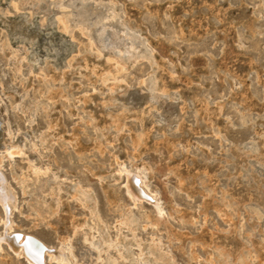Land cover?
<instances>
[{
    "label": "rangeland",
    "instance_id": "374dc122",
    "mask_svg": "<svg viewBox=\"0 0 264 264\" xmlns=\"http://www.w3.org/2000/svg\"><path fill=\"white\" fill-rule=\"evenodd\" d=\"M0 111L32 146L1 164L13 229L83 264H264V0H0Z\"/></svg>",
    "mask_w": 264,
    "mask_h": 264
},
{
    "label": "bare ground",
    "instance_id": "6f19581e",
    "mask_svg": "<svg viewBox=\"0 0 264 264\" xmlns=\"http://www.w3.org/2000/svg\"><path fill=\"white\" fill-rule=\"evenodd\" d=\"M9 125L10 124L8 120L3 118L0 114V207L3 212L2 213L3 215L1 217L2 230L0 232V248H2L1 247L2 244H5L10 249V251L14 253V255H17L19 257L22 256L28 264H44L46 258L53 260L55 264H83L84 261H86V259L84 260V257H86V255L83 257V260L81 261L80 259H78V257L73 255L72 249L70 247L56 246L57 248L53 249L52 246L46 244L43 241V239L39 238L37 235L31 232L16 230L12 228L13 226H12L10 214L12 210L16 207L17 197L14 188L12 187L9 179L4 174L3 172L4 170H2L1 168L3 167L1 166V164L3 159H12L15 156L27 155V153L30 152L32 146L24 136L16 135L14 138H12L11 136L12 130ZM16 134H18V131H16ZM27 170H28L27 173L28 176L32 175L33 177H38L45 171V168H43L38 161L37 162L31 161L29 162V168ZM118 171L123 173L124 175L123 182H124L125 190L127 191V194H129V196L131 197L132 201H140L141 199L143 200L146 198L150 199V201L154 204V207L157 210V212L161 213L162 208H161L160 200L159 198L156 197L155 192L149 188L147 182L145 181V176H143V173L141 171H137L133 173L130 171V169L125 167L120 168ZM106 249L103 250L105 251ZM37 253H39V255H37ZM102 257L103 256L100 254V252L96 251V258H94L95 261H92L91 264H98V260L100 258L102 259ZM114 257L115 256H113V258ZM88 260L89 257L87 256V261ZM112 264H116L115 260H113Z\"/></svg>",
    "mask_w": 264,
    "mask_h": 264
},
{
    "label": "snow or ice",
    "instance_id": "6c2138e0",
    "mask_svg": "<svg viewBox=\"0 0 264 264\" xmlns=\"http://www.w3.org/2000/svg\"><path fill=\"white\" fill-rule=\"evenodd\" d=\"M37 255H39V253H37Z\"/></svg>",
    "mask_w": 264,
    "mask_h": 264
}]
</instances>
